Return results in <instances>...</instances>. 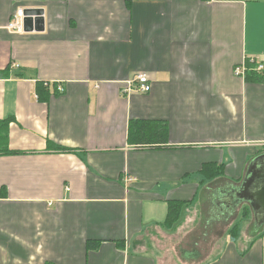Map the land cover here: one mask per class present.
Segmentation results:
<instances>
[{
    "label": "crops",
    "instance_id": "obj_1",
    "mask_svg": "<svg viewBox=\"0 0 264 264\" xmlns=\"http://www.w3.org/2000/svg\"><path fill=\"white\" fill-rule=\"evenodd\" d=\"M30 7L45 30L10 29ZM252 57L264 0H0V264H264L232 199L264 153V73L234 74Z\"/></svg>",
    "mask_w": 264,
    "mask_h": 264
},
{
    "label": "water",
    "instance_id": "obj_2",
    "mask_svg": "<svg viewBox=\"0 0 264 264\" xmlns=\"http://www.w3.org/2000/svg\"><path fill=\"white\" fill-rule=\"evenodd\" d=\"M45 10L40 7L25 9L24 31L45 30ZM235 203L248 202L255 213L257 221L264 223V153L255 157L249 164L241 186L233 192Z\"/></svg>",
    "mask_w": 264,
    "mask_h": 264
},
{
    "label": "built area",
    "instance_id": "obj_3",
    "mask_svg": "<svg viewBox=\"0 0 264 264\" xmlns=\"http://www.w3.org/2000/svg\"><path fill=\"white\" fill-rule=\"evenodd\" d=\"M24 17L25 9H19L12 18L9 28L18 32H24ZM13 67L19 68L20 65L18 63H13ZM252 69L258 73H264V62H260L256 58L252 57L250 58L249 62H244L240 65H237L234 68V74L235 76L246 80ZM150 90L151 82L149 76L146 73L137 74L133 79L127 82L125 87V93L131 91L146 93ZM58 91H64V89L59 86Z\"/></svg>",
    "mask_w": 264,
    "mask_h": 264
},
{
    "label": "trees",
    "instance_id": "obj_4",
    "mask_svg": "<svg viewBox=\"0 0 264 264\" xmlns=\"http://www.w3.org/2000/svg\"><path fill=\"white\" fill-rule=\"evenodd\" d=\"M261 78H263V75H261L260 73L254 71L253 69L250 71V73L248 74L246 80L248 81H257V80H261ZM43 84L39 83L37 90L39 92V97L41 98L42 95V89H43ZM9 122L10 120H4V121H0V125H1V130H2V139H4L5 141H7L8 139V126H9ZM140 123H144V121H131L130 123V128H129V139L131 141H134V139L136 140H140L139 138L144 136V127L143 125H139ZM138 137V138H137ZM141 143H145V140H141ZM60 149H63L62 147H58ZM2 152H17V151H9L8 147H6V149L1 150ZM219 173V171L217 172ZM182 206H183V202H178V201H170V213H169V217H168V224L169 225H173L175 222H177L180 218L181 215V210H182ZM246 213V211H245ZM235 231H236V225H235ZM97 246L96 242H90L89 243V247H95Z\"/></svg>",
    "mask_w": 264,
    "mask_h": 264
}]
</instances>
